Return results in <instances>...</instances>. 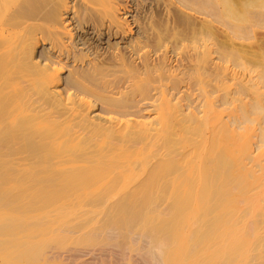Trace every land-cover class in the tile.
I'll list each match as a JSON object with an SVG mask.
<instances>
[{"label": "bare ground", "instance_id": "6f19581e", "mask_svg": "<svg viewBox=\"0 0 264 264\" xmlns=\"http://www.w3.org/2000/svg\"><path fill=\"white\" fill-rule=\"evenodd\" d=\"M52 1L0 0V256L31 258L48 252L73 258L99 251L134 260L131 264H264V0H215L230 40L231 51L223 60L239 67L234 134L223 137L222 126L206 134L205 122L199 126L194 121L178 139L166 141V153L158 154L154 164L150 157L158 151L157 138L142 141L146 136L135 129L139 122L134 118L102 119L90 103L74 101L69 92L72 103L63 112L83 122L88 135L79 138L70 123L62 124L51 111L45 114L43 105L27 104L38 88L61 96L64 79L52 65L70 67L69 61L81 67L71 71L76 82L100 66L98 52L71 34L68 2L58 12L48 5ZM97 1L109 22L126 30L120 0ZM25 6L39 14L47 10L22 22ZM48 35L54 43L37 58ZM201 45L210 47L205 41ZM30 67L35 80L28 81L24 77ZM18 73L21 77L12 82ZM160 117L167 130L170 118L167 113ZM84 139L91 142L82 144ZM177 147L184 151L174 158ZM18 153L24 155L21 160L36 159V165H21ZM98 159L102 162L93 164ZM74 161L81 162L72 168L77 172L63 173ZM140 169L144 178L126 191ZM106 176L111 181L100 192L89 189ZM116 193L121 198L109 205L107 223L94 225L86 218L78 241L86 246L67 248L64 219L75 202L99 209ZM163 199L170 202L166 211L157 205ZM52 243L56 246L49 247Z\"/></svg>", "mask_w": 264, "mask_h": 264}, {"label": "rangeland", "instance_id": "374dc122", "mask_svg": "<svg viewBox=\"0 0 264 264\" xmlns=\"http://www.w3.org/2000/svg\"><path fill=\"white\" fill-rule=\"evenodd\" d=\"M65 1L71 7L68 18L71 34L77 42H85L89 51L98 52L99 56L95 62L100 66L94 74H89L76 82L70 79L71 71L81 70V67L72 66L69 61L67 63L71 65L70 67L67 64L52 65L60 71L64 79L61 81V96L56 98L46 93L45 95L39 92L38 88L32 91L30 98H26L27 104L43 105L46 107L45 114L51 111L53 115L58 116L62 124L70 123L68 126L73 128L72 133L80 134L79 138L88 135L81 125L83 122L74 118L69 112H63L64 106L68 109L72 103L71 99L90 103L92 110L102 119L134 118L139 122L135 129L142 131L146 136L142 141L157 138L154 144L158 151L155 156L151 155V164L156 162L158 154L166 153L165 144L178 139L184 128L191 129L190 124L193 123V126L194 121L199 126L205 122L203 131L206 134L222 126L225 130V136H222L231 138L234 134L232 128L235 124L232 123L236 115L235 106L238 104L240 90L237 74L239 67L233 60H223L231 51L227 47L230 40L223 31L222 19L219 18L220 5L215 0H120L124 8L122 14L126 30L121 29L119 23L109 22V17L100 10L97 0H55L48 5L51 6L52 11L56 7L59 12L61 4L66 3ZM35 10L23 7L22 22H32L34 17L43 14L47 9H41L40 14ZM202 12L209 15L206 16ZM44 31L48 33L47 27H44ZM204 41L206 46H210L209 48L201 45ZM53 43L54 37L48 35V39L38 48L36 57L43 55L45 49ZM78 52L79 49L76 54ZM233 54L234 52L230 56L232 57ZM116 56H123V60L116 59ZM16 66L17 64L15 69ZM32 71L33 68L30 67L29 75L24 77L28 81L35 80V77L30 75ZM20 77L18 73L12 82L16 83ZM20 81L26 84L24 79ZM34 84L41 88L42 83ZM244 88L247 92L248 83H245ZM69 92L73 93L71 99H68ZM161 105L166 110H163ZM208 110L211 111L207 113ZM163 113H167L171 120L167 130L163 125L162 117L157 120V117ZM62 131L67 132L66 129ZM192 133H195V130H192ZM85 139L82 144L91 142ZM94 146L89 147L93 149ZM183 151V148L177 147L171 156L177 158ZM16 156L21 165L28 162L31 166L36 165V159L21 160L24 156L22 153ZM49 159L44 162L46 165L57 158ZM99 161L102 162L98 159L93 164ZM74 164L81 162L74 161L72 164H67L63 173L77 172L72 169ZM136 172L137 170L133 173ZM138 173L139 177L129 182L126 191L134 188L146 174L141 169ZM123 178L120 176L117 181ZM110 181V176H106L89 189L98 193ZM120 198L121 194L116 193L99 209L86 204L84 200L75 202L74 209L69 211L64 219L65 230L62 234L67 237V248L86 246L78 242L83 234L82 221L92 218L93 222L95 221L94 225L107 223L109 205L116 203ZM157 205L160 210L166 211L170 202L163 199ZM50 214H54V211H50ZM55 246L52 243L49 247ZM67 248H56V251L63 252ZM133 262L134 260L121 259L111 252L101 256L99 251L81 252L73 258L63 254L49 256L48 252L31 258L0 256V264H131Z\"/></svg>", "mask_w": 264, "mask_h": 264}]
</instances>
